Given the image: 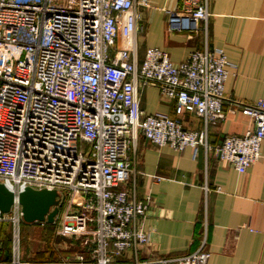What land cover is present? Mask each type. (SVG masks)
Segmentation results:
<instances>
[{
    "label": "built area",
    "instance_id": "obj_1",
    "mask_svg": "<svg viewBox=\"0 0 264 264\" xmlns=\"http://www.w3.org/2000/svg\"><path fill=\"white\" fill-rule=\"evenodd\" d=\"M137 4L0 0V183L15 194L28 187L57 192L55 234L84 237L89 245L87 258L58 264L208 263L205 241L188 255L138 261V249L149 241L143 219L152 198L137 200L123 189L133 174L128 152L138 135L158 148L213 150L239 174L260 159L264 97L234 104L250 128L210 147L208 127L225 118L223 88L236 66L205 43L179 65L167 52L149 48L138 67ZM168 14L169 31L207 39L208 0H178ZM147 86L173 101L174 118L142 112L139 93ZM185 113L201 119L203 129H185ZM21 222L17 201L8 214L0 213V224L11 225L16 254ZM127 253L132 262L116 261ZM13 263L21 264L17 258Z\"/></svg>",
    "mask_w": 264,
    "mask_h": 264
},
{
    "label": "crops",
    "instance_id": "obj_2",
    "mask_svg": "<svg viewBox=\"0 0 264 264\" xmlns=\"http://www.w3.org/2000/svg\"><path fill=\"white\" fill-rule=\"evenodd\" d=\"M135 1L140 29L135 36L137 66L149 48L167 52L174 65L205 43L209 49H222L236 68L223 88L225 118L208 127V143L216 148L225 136H242L251 121L234 104L248 105L264 97V0H208L206 40L201 33L169 31L168 12L175 11L178 0ZM139 108L148 116L175 117L173 101L155 86L140 90ZM180 119L189 131L203 129L202 120L193 115L185 113ZM128 162L133 174L123 189L137 200L152 198L143 219L149 241L138 249V261L188 255L205 241L207 264H264V141L260 159L245 174L213 150L158 148L141 134L128 152ZM53 228L21 222L16 254L10 223L0 224V264H14L16 258L21 264H58L75 262L78 255L88 257L84 237L52 235ZM116 261L132 262L133 255Z\"/></svg>",
    "mask_w": 264,
    "mask_h": 264
},
{
    "label": "water",
    "instance_id": "obj_3",
    "mask_svg": "<svg viewBox=\"0 0 264 264\" xmlns=\"http://www.w3.org/2000/svg\"><path fill=\"white\" fill-rule=\"evenodd\" d=\"M57 195L55 190H34L29 187L15 194L0 183V213L8 214L17 201L23 223L52 225L59 211Z\"/></svg>",
    "mask_w": 264,
    "mask_h": 264
},
{
    "label": "rangeland",
    "instance_id": "obj_4",
    "mask_svg": "<svg viewBox=\"0 0 264 264\" xmlns=\"http://www.w3.org/2000/svg\"><path fill=\"white\" fill-rule=\"evenodd\" d=\"M52 235H53V233H54V235H55V230H54V228L52 229ZM24 238H23V235L21 236V242H22V240H23ZM11 240H12V238H11Z\"/></svg>",
    "mask_w": 264,
    "mask_h": 264
},
{
    "label": "bare ground",
    "instance_id": "obj_5",
    "mask_svg": "<svg viewBox=\"0 0 264 264\" xmlns=\"http://www.w3.org/2000/svg\"><path fill=\"white\" fill-rule=\"evenodd\" d=\"M8 189V188H7Z\"/></svg>",
    "mask_w": 264,
    "mask_h": 264
},
{
    "label": "trees",
    "instance_id": "obj_6",
    "mask_svg": "<svg viewBox=\"0 0 264 264\" xmlns=\"http://www.w3.org/2000/svg\"><path fill=\"white\" fill-rule=\"evenodd\" d=\"M40 224V223H39Z\"/></svg>",
    "mask_w": 264,
    "mask_h": 264
}]
</instances>
